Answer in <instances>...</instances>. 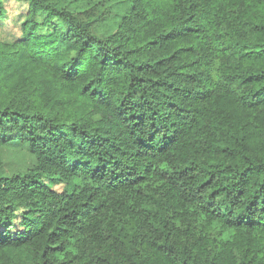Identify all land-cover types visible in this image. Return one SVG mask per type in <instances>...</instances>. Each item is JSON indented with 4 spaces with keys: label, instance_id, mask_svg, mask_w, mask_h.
<instances>
[{
    "label": "trees",
    "instance_id": "obj_1",
    "mask_svg": "<svg viewBox=\"0 0 264 264\" xmlns=\"http://www.w3.org/2000/svg\"><path fill=\"white\" fill-rule=\"evenodd\" d=\"M24 1L0 264H264V0Z\"/></svg>",
    "mask_w": 264,
    "mask_h": 264
},
{
    "label": "rangeland",
    "instance_id": "obj_2",
    "mask_svg": "<svg viewBox=\"0 0 264 264\" xmlns=\"http://www.w3.org/2000/svg\"><path fill=\"white\" fill-rule=\"evenodd\" d=\"M6 14L0 18V39L11 41L21 37V23L26 16L27 3L24 0H4ZM10 136L13 135L9 132ZM33 162L27 147L9 141L3 147V172L13 174L25 170Z\"/></svg>",
    "mask_w": 264,
    "mask_h": 264
}]
</instances>
